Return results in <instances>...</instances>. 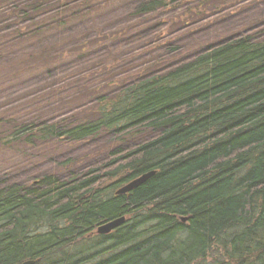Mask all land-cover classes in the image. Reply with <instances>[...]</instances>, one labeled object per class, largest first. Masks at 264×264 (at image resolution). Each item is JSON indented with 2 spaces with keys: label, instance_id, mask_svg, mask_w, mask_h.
I'll use <instances>...</instances> for the list:
<instances>
[{
  "label": "trees",
  "instance_id": "trees-1",
  "mask_svg": "<svg viewBox=\"0 0 264 264\" xmlns=\"http://www.w3.org/2000/svg\"><path fill=\"white\" fill-rule=\"evenodd\" d=\"M245 1L0 0V152L78 151L65 174L0 187V264H264V22L181 49L162 38ZM120 8L109 34L71 32Z\"/></svg>",
  "mask_w": 264,
  "mask_h": 264
},
{
  "label": "rangeland",
  "instance_id": "rangeland-1",
  "mask_svg": "<svg viewBox=\"0 0 264 264\" xmlns=\"http://www.w3.org/2000/svg\"><path fill=\"white\" fill-rule=\"evenodd\" d=\"M243 3L244 4L240 7L236 5L234 8H232L233 5H223L221 6L222 8H217L215 11H206V20L195 23L194 26H186L183 30H181V28H175L174 33L171 32L170 34H165L169 35L168 37L162 35V38H166V41L172 44L173 48L177 47L181 49L184 47V45L187 46L191 44H209L219 42L234 32V29L232 28L234 25H244L241 27H246L248 29V25H250V23H253V26L256 24H262L264 22V0H247ZM236 7H238L239 11L236 14H232ZM103 13L104 14H101L100 17H98L94 22L87 21L83 24H80L71 32H78V34L84 32L87 34V39L93 40L96 36V30L97 32L103 34L111 33L120 24V22H123L126 19L125 15L128 14V11L126 8H120L104 11ZM167 15L168 13H162V15L158 16L155 20L152 19L149 25L154 24L156 21V23L162 22V19ZM231 15L232 17H230ZM237 15L239 16L236 17ZM61 37V34L53 35L47 39V43H56L61 39ZM24 86L26 85L24 84L18 86V88H22ZM41 109L43 110H38V114H41L42 112L46 113L45 111L49 108L42 107ZM57 146V144L53 145V154L50 153L41 159L32 158L33 161L28 163V165H24L22 161L18 162V158L11 160V158L14 156H12L13 154H10V152H7L6 150H3L5 151V154L0 152V187L14 184H30L33 182L34 178L42 174H65L63 170L65 167H61L60 165L62 162H64L66 156L71 154L73 155L76 152L78 153V151H76L75 148L69 150L68 147L56 148ZM36 152V149L31 147L27 149L23 148V154L25 153L27 156H35ZM115 181L116 180H108L104 182L103 187H108ZM96 237L97 236L95 235H91L89 238ZM100 241H102V239H98L97 241H86L83 243V245H85V250L73 251V249H71L68 252L70 254H73V252L75 254L80 252L78 255L81 256L78 257V259L85 258L89 255L97 253L98 251L104 250V247L107 246V243L101 245L102 247H96V244H98ZM199 264H213V257H209L206 261Z\"/></svg>",
  "mask_w": 264,
  "mask_h": 264
},
{
  "label": "water",
  "instance_id": "water-1",
  "mask_svg": "<svg viewBox=\"0 0 264 264\" xmlns=\"http://www.w3.org/2000/svg\"><path fill=\"white\" fill-rule=\"evenodd\" d=\"M156 173H157L156 171H150L148 173L141 175L140 177L134 179L133 181L129 182L128 184H126L125 186L120 188L116 192V194L117 195L127 194V193L135 190L136 188L140 187L142 184L147 182L154 175H156ZM182 220L185 221L186 219L183 218ZM125 221H126L125 217H121L119 219L107 222V223L99 226L95 232L97 235H108V234L112 233L114 230H116L117 228H119L121 225H123L125 223ZM20 264H35V261L27 260V261H24Z\"/></svg>",
  "mask_w": 264,
  "mask_h": 264
}]
</instances>
